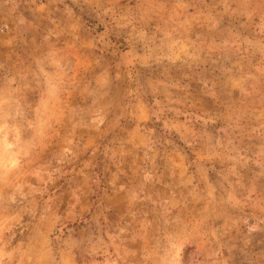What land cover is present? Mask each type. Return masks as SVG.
<instances>
[{
	"label": "rangeland",
	"instance_id": "374dc122",
	"mask_svg": "<svg viewBox=\"0 0 264 264\" xmlns=\"http://www.w3.org/2000/svg\"><path fill=\"white\" fill-rule=\"evenodd\" d=\"M0 264H264V0H0Z\"/></svg>",
	"mask_w": 264,
	"mask_h": 264
}]
</instances>
